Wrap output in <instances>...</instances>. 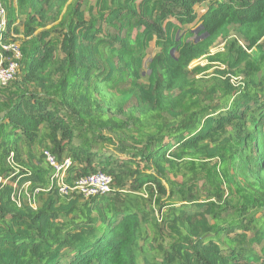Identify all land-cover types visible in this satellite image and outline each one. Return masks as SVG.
<instances>
[{"label":"trees","instance_id":"16d2710c","mask_svg":"<svg viewBox=\"0 0 264 264\" xmlns=\"http://www.w3.org/2000/svg\"><path fill=\"white\" fill-rule=\"evenodd\" d=\"M0 4L20 52L0 43L18 64L0 99V264H264V0ZM202 56L216 69L198 76ZM45 150L70 159L66 183L100 171L110 191L60 194ZM27 181L35 208L15 201Z\"/></svg>","mask_w":264,"mask_h":264},{"label":"built area","instance_id":"2783aa9c","mask_svg":"<svg viewBox=\"0 0 264 264\" xmlns=\"http://www.w3.org/2000/svg\"><path fill=\"white\" fill-rule=\"evenodd\" d=\"M5 12L2 6L0 5V39L2 37L1 32L5 29L6 25ZM1 48L4 50H10L14 53L15 57L20 56L19 48L16 42H0ZM18 68V64L15 61L8 60L4 64L3 60H0V85L6 86L8 82L13 79L14 74ZM3 84V85H2ZM46 156V161L54 168V180L57 187L59 188L60 194L67 195L73 191H79L84 196L96 195V194H106L110 191V185L112 179L109 175L103 172H94L86 176L78 177L73 185H70L65 182V170L70 166L71 161L69 158L64 159L62 162L56 161L54 156L48 151H44ZM10 181L9 177L0 176V183H8ZM30 182H24L18 187V190L15 194V201L18 205L21 204L22 195H26L28 198L29 205H34V194L38 191L35 189L32 192V195L28 194ZM16 187L17 184L13 183ZM24 198V197H23Z\"/></svg>","mask_w":264,"mask_h":264},{"label":"rangeland","instance_id":"374dc122","mask_svg":"<svg viewBox=\"0 0 264 264\" xmlns=\"http://www.w3.org/2000/svg\"><path fill=\"white\" fill-rule=\"evenodd\" d=\"M69 1H70V0H69ZM90 1L93 2L94 0H90ZM0 5H1V4H0ZM2 8H3V7H2ZM204 8H205V5H204V4H200V5H196V6H195V9H196V12H197V15H198V16L202 13V11L204 10ZM3 9H4V8H3ZM4 12H5V11H4ZM199 25H200V23L196 21V23L191 24V25H187V26H183V28H184V29H187V28H190V27L193 26L194 29H198V28H199ZM4 31H5V30H4ZM231 35L234 36V37H236V38L238 39L239 43L245 45V40L243 39V37H242L240 34H238V33L234 32V31H232V32H231ZM14 36H16V35H14ZM8 40H10V39L7 38V41H8ZM154 47H155V46H154V42H151L150 47H149L148 50H147V56H146V58H145V62H144V72H147L148 59L150 58V56H151V54H152V51L155 50ZM224 47H225V39H223L222 37H219L218 39H216V41H215V42L213 43V45L211 46L209 53H210V54H214V53L217 52V51H222V50H224ZM198 64H199L200 66H202V67H204V66H206V65H209L208 69H207L206 71H203L202 73H200L198 76H200V75L203 74V73H205V74L213 73L214 70L216 69V65H215L216 63H212V64H210L208 56H202V57H200V58H198V59H194V60L190 63V68H192L193 66L198 65ZM2 85H3V84H2ZM2 87H3V86L0 85V99H1V100H4V98H6V94H3V91H4V90H2ZM119 116H120V115H119ZM120 117H122V116H120ZM106 134L113 135L114 133H112V132L109 131V132L106 133ZM110 146H111V145H110ZM109 149H110V148H109ZM113 152L116 153V152H118V150H117V149H114ZM28 194H29V195H30V194L32 195V193H31V191L29 190V188H28ZM34 199H35V204L32 205L33 208H35V207L37 206L36 194H35V196H34ZM22 200H23V201H22ZM22 200H21V202H24V201H27V202H28V198H27V196L24 195V198H23Z\"/></svg>","mask_w":264,"mask_h":264}]
</instances>
